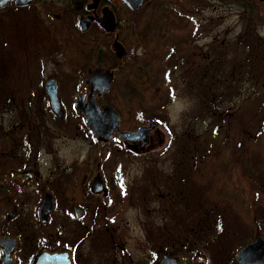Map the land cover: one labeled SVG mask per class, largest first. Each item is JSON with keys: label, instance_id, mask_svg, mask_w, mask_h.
Here are the masks:
<instances>
[{"label": "flooded vegetation", "instance_id": "1", "mask_svg": "<svg viewBox=\"0 0 264 264\" xmlns=\"http://www.w3.org/2000/svg\"><path fill=\"white\" fill-rule=\"evenodd\" d=\"M201 2L142 0L138 8H132L125 0H24L22 3L7 0L0 5L2 8L11 3L15 9L19 7L21 15H36L40 23H33L35 26L43 25L45 16L65 20V23L52 27L61 28L63 25L73 35L82 33L87 41L94 42L98 50L95 45L86 48L90 61L99 52H103V60H110L109 64L105 61L107 65L94 68L89 65L87 72L69 73L64 75L65 78L57 74L28 75L15 92L0 85V264H186V251L170 248L168 218L165 215L172 197L169 175L166 180L164 174L155 172L149 189L143 192L131 189L120 175L123 148L128 151L125 154L132 158L154 154L155 150L169 146L170 127L159 116L141 125H126L119 110L103 96L111 92L113 81L123 69V59L129 51L123 39L124 28L136 30L143 40L153 42L154 45L151 44L148 49L153 59L160 61L167 58L173 63L163 77L158 74L150 80L156 90L169 92L167 96L170 97L175 90L167 89L165 83H170L179 73L176 67L182 66L180 71H183L187 82L191 68L197 71V93L202 96L203 92L213 91L215 62H218L215 51L220 43L204 49L203 42H195L200 37L201 26L197 16H202ZM242 2L245 7L241 12L244 15L253 12L252 2L264 6V0ZM33 3L40 5L35 8V13L29 11ZM148 9L146 28L139 25L137 18ZM257 11L258 14L264 12ZM123 13L132 17L128 24L124 22ZM104 14L113 15L115 27L112 30L102 25L106 22L105 19L101 20ZM81 18L88 22L86 29L81 27ZM72 34L71 40L74 41ZM115 40L122 43L125 53H118L112 47ZM235 53L236 48L232 47L229 54L232 59L231 72L237 81V75L242 74V78L245 75L246 69L244 73H240L239 69L247 68V53H241L237 70L233 64ZM95 68L113 71L109 88L93 92L100 109L109 104L119 116L118 126L105 140L92 131L85 107L75 104V98L81 95L82 102H88L90 82L87 80ZM50 79L55 80L53 85L58 103L55 106L46 90V81ZM81 79L83 84L79 88ZM65 81L71 82L72 86L66 88ZM120 83V90L122 87L131 91L129 83ZM17 113L20 121L13 120ZM140 126H147L143 144L136 136L126 139L119 135V131H135ZM109 141H116L120 145L117 147L120 154L113 167L107 165L110 153L98 154L91 148V143ZM199 141L197 137V150L202 146L200 144L199 147ZM184 156L188 160V171H192L193 158L198 161L199 152L190 155L189 159L186 153ZM196 179L200 181L197 175ZM140 195V201L134 200ZM128 200L136 201V206L126 203ZM197 200H200V193ZM125 205L134 208L136 216L127 219L118 217V211ZM140 209L141 216L138 215ZM124 229L129 230L130 236L137 240L143 236L146 242L144 248H140L138 242L129 244L138 252L134 255L119 237L125 235ZM259 234L255 233L241 246ZM156 235L161 238L158 244L154 241ZM239 248L232 256L234 264H239Z\"/></svg>", "mask_w": 264, "mask_h": 264}, {"label": "rangeland", "instance_id": "2", "mask_svg": "<svg viewBox=\"0 0 264 264\" xmlns=\"http://www.w3.org/2000/svg\"><path fill=\"white\" fill-rule=\"evenodd\" d=\"M201 5L202 16H197L200 37L195 42H203L204 49L220 43L215 51L219 64L215 62L213 91L203 92L202 96L197 93V71L191 68L187 82L180 71L182 66L176 67L179 73L170 81L172 84L165 83L167 89L175 90L170 97L169 92L156 90L150 80L158 74L163 77L173 63L167 58L153 59L148 50L153 42L143 40L136 30L124 28L123 39L129 51L111 92L103 99L113 103L126 125H141L159 116L170 127L169 146L162 148L164 151L159 149L154 154L132 158L123 148L120 174L131 189L140 192L149 189L155 172L164 174L166 180L169 175L172 197L165 215L170 248L186 251V264H234L232 256L247 239L255 233L264 235V12L257 11L264 10V6L252 2L253 12L244 15L242 0H202ZM39 7L33 3L29 11L35 13ZM18 9L11 3L0 8L1 87L15 92L28 75L57 74L65 78L69 73L87 72L89 65L94 68L107 65L105 61L110 63L108 58L102 59L103 52L95 54L91 61L88 59L86 48L95 45L98 50V47L82 33L73 35L63 25L52 27L65 20L45 16L43 25L35 26L40 19L29 13L21 15ZM148 17L149 9L138 16L139 25L147 28ZM131 18L123 13L126 24ZM232 47L236 48L233 60L236 70L241 53H247V68L239 69L240 73L246 69L245 75L243 78L242 74L237 75V81L231 72ZM106 49L109 50L108 45ZM120 82L129 83L131 91L122 87L120 90ZM64 84L66 88L72 86L69 81ZM19 119L17 113L13 120ZM197 137L199 147L202 144L200 150L195 147ZM118 146L116 141L91 143L93 152L110 153L107 165L111 167L120 154ZM197 151L200 158L198 161L193 158V170L188 171L184 153L189 159ZM141 197L134 200L140 201ZM126 203L136 206V201ZM138 215H142L141 209ZM117 216L127 219L136 216V212L125 205ZM123 232L125 235L119 237L133 255L138 252L130 243L138 242L140 248L145 247L143 236L137 240L130 236L129 230ZM158 240L161 238L156 235L157 244Z\"/></svg>", "mask_w": 264, "mask_h": 264}, {"label": "water", "instance_id": "3", "mask_svg": "<svg viewBox=\"0 0 264 264\" xmlns=\"http://www.w3.org/2000/svg\"><path fill=\"white\" fill-rule=\"evenodd\" d=\"M7 0H0V5L5 3ZM22 3L24 0H16ZM132 8H138L142 0H125ZM105 19L106 22L102 24L107 29H113L115 27V22H113V15H105L101 20ZM100 22L102 23V21ZM82 29L88 27V22L85 18L79 20ZM112 47L117 49L118 53H125L126 49L122 43L115 40ZM113 76L112 70H102L100 68H95L93 72L88 77V82H90L89 99L87 103L82 102V95L75 98V104L79 107H85V112L87 114V121L92 129V131L97 135L98 138L108 139L115 128L118 126L119 116L116 110L109 104L103 105L102 109L96 104L93 98V92L97 90L102 92L109 88L111 79ZM55 80L46 81V90L49 93L51 103L53 106L57 105V97L55 92V87L53 83ZM147 126H140L135 131H119V135H122L126 139H132L136 136L141 141V144L145 142L146 139ZM174 260V259H172ZM237 260L239 264H264V237L259 234L253 240L247 242L241 246L237 252ZM175 261V260H174ZM169 264L164 262L162 264ZM172 264H177L170 262Z\"/></svg>", "mask_w": 264, "mask_h": 264}]
</instances>
